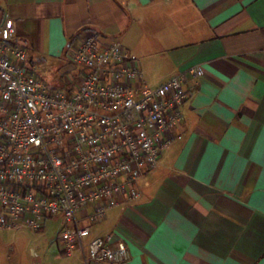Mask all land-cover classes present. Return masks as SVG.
Listing matches in <instances>:
<instances>
[{
  "label": "crops",
  "instance_id": "obj_1",
  "mask_svg": "<svg viewBox=\"0 0 264 264\" xmlns=\"http://www.w3.org/2000/svg\"><path fill=\"white\" fill-rule=\"evenodd\" d=\"M28 59L45 79L78 80L68 49L81 30L120 42L155 87L185 75L184 119L134 201L91 224L129 258L85 263L58 238L0 229V264H264V0H0ZM44 68V69H45ZM41 238V239H40Z\"/></svg>",
  "mask_w": 264,
  "mask_h": 264
},
{
  "label": "built area",
  "instance_id": "obj_2",
  "mask_svg": "<svg viewBox=\"0 0 264 264\" xmlns=\"http://www.w3.org/2000/svg\"><path fill=\"white\" fill-rule=\"evenodd\" d=\"M68 59L78 80L64 88L29 61L13 21H0V229L35 231L60 217L65 254L86 248L85 263H120L125 241L89 237L91 224L139 197V181L184 119L186 72L203 69L190 65L151 87L135 54L93 30L78 33Z\"/></svg>",
  "mask_w": 264,
  "mask_h": 264
},
{
  "label": "rangeland",
  "instance_id": "obj_3",
  "mask_svg": "<svg viewBox=\"0 0 264 264\" xmlns=\"http://www.w3.org/2000/svg\"><path fill=\"white\" fill-rule=\"evenodd\" d=\"M45 67L44 66H37V70L40 72V73H42L43 74V72L44 71H46V70H48V68L46 67L45 69H44ZM60 225H61V218L60 217H57L55 220H51V221H49L48 223H47V228H46V230H44V232H43V235H41L40 237L42 238V239H44V240H48L47 241V243L49 242V241H51L52 240V238H54L55 237V235H56V231H57V229L60 227ZM15 233V232H14ZM13 234V233H12ZM40 238V239H41Z\"/></svg>",
  "mask_w": 264,
  "mask_h": 264
}]
</instances>
